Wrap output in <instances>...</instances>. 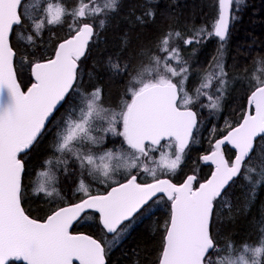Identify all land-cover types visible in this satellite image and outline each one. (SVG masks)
Instances as JSON below:
<instances>
[{
  "label": "snow or ice",
  "instance_id": "1",
  "mask_svg": "<svg viewBox=\"0 0 264 264\" xmlns=\"http://www.w3.org/2000/svg\"><path fill=\"white\" fill-rule=\"evenodd\" d=\"M242 2L218 0V15L211 30L200 26L185 37L170 27L157 39L156 51L140 50L141 59L132 72L130 63L110 60L108 70L113 77H129L125 92L130 99H122L116 111L104 106L102 88H83L78 69L89 41L98 35L96 28L105 26L108 15L122 7V0H77L72 9L62 0H51L40 6L39 18L30 15L25 0H0V264H105L102 241L72 234L69 229L73 221L86 209H94L99 224L116 242L158 193L171 202L158 264H264V218L257 221L258 239L252 244L244 242L237 247L226 240L221 247L212 231L216 203L223 199L234 178L248 181L252 193L258 185H264V67H257L246 77L247 104L239 121H225L220 138L201 157L214 165L210 176L201 180L194 172L177 184L157 174L177 173L197 127L198 114L193 106L219 111L229 83L220 58L221 43L211 70L205 71L194 94H190L185 87L187 61L174 41L199 44L213 36L226 41L230 24L237 18L232 14L234 6ZM144 16L155 19V12L149 8L136 19L143 23ZM68 17L72 19L68 27L74 34L60 41L49 57L37 58L33 52L21 57L19 67L14 64L17 52L10 43L14 26L27 24L39 35L46 26L64 24ZM26 39L33 43L34 36L30 34ZM256 63L264 65V60ZM25 70L31 73L30 86H22L18 78ZM201 97H206L208 103L204 104ZM61 109L65 112L58 120ZM54 123L52 157L44 162L48 168L39 173L44 179L33 191L47 197L54 193L59 196L55 187L47 186L56 179L52 169L63 166L67 172L72 159L80 169L77 191L86 198L53 210L44 220L34 219L21 203L26 158ZM108 133L122 137L129 151L106 150L96 155L92 148L102 144ZM161 141L167 142L164 146L169 151L161 152L159 160H154L151 154L159 149ZM226 146L234 150L231 158L225 157ZM145 159L155 166L148 167ZM254 159L259 162L258 169L252 166ZM121 168L129 174L123 183L115 180ZM133 169L150 175L152 182H138L137 175L131 174ZM85 173L103 177L101 183L112 181L115 186L106 194L92 195Z\"/></svg>",
  "mask_w": 264,
  "mask_h": 264
},
{
  "label": "trees",
  "instance_id": "2",
  "mask_svg": "<svg viewBox=\"0 0 264 264\" xmlns=\"http://www.w3.org/2000/svg\"><path fill=\"white\" fill-rule=\"evenodd\" d=\"M51 0H25L28 11L34 18L42 15L40 6ZM72 9L77 5V0H62ZM37 5L36 8L31 5ZM149 8L155 12V19L144 16L141 23L136 18L142 16ZM232 12L237 18L232 21L229 36L221 42L216 37L206 38L202 43L185 45L176 40L174 44L181 49L183 60L187 61L189 68L186 90L194 94V89L199 86L205 71L211 70L213 58L219 56L218 49L223 43V55L220 57L228 72V88L224 93L219 111L199 104L193 106L197 112L200 126L193 134L189 148L185 152L184 159L173 176L158 173L159 178H169L173 183H182L187 175L194 172L200 178L204 177L205 167L200 162V157L210 150L212 141L218 139L225 128V121L235 124L243 114L247 104L248 95L246 77H250L257 67H264L256 62L264 60V0H243L238 6H234ZM218 15V0H122V7L115 13H110L106 18L103 28H96L98 35H94L88 47V52L81 59L78 71L81 73L83 88L91 91L92 87H100L103 90V104L107 108L119 111L117 107L122 99H130L125 92L129 80L127 74L113 77L108 70L111 61H119L121 64L130 63L129 71H134L141 57L138 55L141 49H152L157 39L170 27L182 32L187 37L192 35V30L200 26H210ZM72 23L71 17L60 25L46 26L44 30L35 35L25 24L16 26L11 36V45L17 52L14 64L19 67L20 59L29 53H35L36 57H49L56 45L74 34L68 27ZM32 34L33 43H29L26 37ZM125 40L128 41L125 44ZM191 53H194L192 55ZM157 54L163 56L164 53ZM175 65V62H173ZM22 86H30L32 77L30 71L25 70L22 76H18ZM242 80L246 81L244 83ZM26 90V88H25ZM207 104V98H200ZM68 106L65 105V109ZM61 109L57 119L64 114ZM99 125L106 127V123L98 121ZM120 129V126H117ZM50 131L45 138L35 147L27 159L26 172L23 176L24 196L22 206L26 213L34 219L44 220L53 210L80 202L86 198L83 193L77 191L80 179L78 164L69 159L68 170L64 167L52 169L55 174V182H48L60 193L47 197L43 192L35 193L34 187L43 181L39 173L47 168L45 161L52 157L50 147L55 136V123L49 126ZM215 129V132L213 131ZM167 142L151 155H158L166 150ZM118 144V146H117ZM105 148L122 149L128 151L127 145L120 136L108 133L99 146L92 148L94 153ZM226 158H231L233 151L227 149ZM149 162L145 159L144 163ZM252 166L259 168L257 160L252 161ZM211 170L207 175H210ZM120 183L126 181V174H116ZM123 177V178H122ZM103 178V177H101ZM259 178L258 176L256 177ZM85 180L92 195L105 194L115 184L112 181L101 183L100 177H90L85 173ZM146 177H139L138 182L149 183ZM251 184L238 177L231 183L225 192L223 199L218 200L215 207L213 233L222 247L226 240L232 241L237 247L244 242L254 243L258 239L257 221L264 218V185H258L254 193ZM76 198L69 201L68 195ZM62 197V198H61ZM231 206V207H229ZM171 202L165 197H158L149 203L141 213L132 220L131 226L114 242L113 236L107 235L99 224V216L95 212L86 213L72 229L73 233L88 234L102 241L105 247L106 264H158V259L165 234V227L170 219ZM128 223V222H127Z\"/></svg>",
  "mask_w": 264,
  "mask_h": 264
},
{
  "label": "rangeland",
  "instance_id": "3",
  "mask_svg": "<svg viewBox=\"0 0 264 264\" xmlns=\"http://www.w3.org/2000/svg\"><path fill=\"white\" fill-rule=\"evenodd\" d=\"M189 36H191V35H189ZM211 38V37H210ZM192 55H194V53H191ZM244 83H246V81H244V80H242ZM209 92H212L213 90L212 89H209L208 90ZM212 143H214V140L212 141ZM211 146H212V144H211ZM161 147V146H160ZM159 147V148H160ZM211 148V147H210ZM165 149L166 150H162V151H160V153L161 152H168L169 151V149L165 146ZM106 150H112V151H114V152H117V151H121L120 149H117L116 148V150L114 149V148H111V149H108V148H105V149H103V150H100V151H98L97 153H95L96 155H101L102 153H103V151H106ZM128 151H129V149H128ZM160 153L158 154V155H154V160H159V158H160ZM186 154V153H185ZM208 154V153H207ZM205 155V154H204ZM151 156H153V155H151ZM185 156V155H184ZM184 159V158H183ZM201 162V161H200ZM147 164V166L148 167H154L155 165H154V163H153V161L152 160H149V162H147L146 163ZM201 164L203 165V163L201 162ZM47 168H48V166H47ZM46 168V169H47ZM45 169V170H46ZM119 173L120 174H126V177L128 178V173L123 169V168H121V170L119 171ZM158 173H160L159 171H158ZM157 173V174H158ZM131 174H135V175H137V180H138V178L141 176L142 178L143 177H146V181H149V180H151L152 179V177L150 176V175H148L147 173H144L143 171H141V170H139V169H133L132 170V173ZM123 178V177H122ZM126 178V179H127ZM100 179L101 180H103V178H101L100 177ZM115 180H117V175H115ZM149 182H151V181H149ZM52 187H54V186H52V184H50V186H49V188L51 189ZM77 198V197H76ZM76 198H74V197H72V196H70V194L68 195V197H67V199L69 200V201H75L76 200Z\"/></svg>",
  "mask_w": 264,
  "mask_h": 264
},
{
  "label": "water",
  "instance_id": "4",
  "mask_svg": "<svg viewBox=\"0 0 264 264\" xmlns=\"http://www.w3.org/2000/svg\"><path fill=\"white\" fill-rule=\"evenodd\" d=\"M16 26H14V28H15ZM230 28H231V24H230ZM230 28H229V32H230ZM12 36V35H11ZM11 36H10V40H11ZM92 39H93V37H92ZM92 39L89 41V44L91 43V41H92ZM10 43H11V41H10ZM87 52H88V50L86 51V55H87ZM83 58V57H82ZM81 58V59H82ZM198 123H199V121H198V117H197V127H198ZM197 127L193 130V134H194V132L196 131V129H197ZM162 142H165V141H161V143ZM191 143V142H190ZM189 146H190V144H189ZM226 148H229L230 150H232L231 149V147L230 146H226L225 147V149ZM225 149H224V152H225ZM232 151H234V150H232ZM202 157V156H201ZM201 157H200V161L203 163V165L204 166H208V167H211L213 170H214V165H211L210 163H206V162H204L202 159H201ZM225 157H226V152H225ZM162 179H169V178H162ZM237 178H234V180H236ZM151 183V182H150ZM232 182H230V184H231ZM230 184H229V186H230ZM229 186H227L226 187V190H225V192L227 191V189L229 188ZM111 190V189H110ZM109 190V191H110ZM224 192V193H225ZM223 193V194H224ZM106 194V193H105ZM222 194V195H223ZM158 197H165L166 199H167V196L166 195H164V194H157V196L156 197H153V200L154 199H156V198H158ZM152 200V201H153ZM168 200V199H167ZM152 201H149V203H151ZM70 206V205H69ZM147 206V205H146ZM145 206V207H146ZM23 207V206H22ZM67 207V206H66ZM215 210V209H214ZM89 212H95V210L94 209H86L84 212H82L81 214H80V216L77 218V220H75V221H73V224H72V226L70 227V229H69V231L72 233V229H73V226L77 223V222H79L81 219H82V217L86 214V213H89ZM96 213V212H95ZM96 214H98V213H96ZM139 214V213H138ZM137 214V215H138ZM98 216H99V214H98ZM125 223H127V222H125ZM102 227V226H101ZM105 232H106V230H105ZM72 234H74V235H87V234H83V233H81V234H75V233H72ZM107 235H109V236H113L112 234H109V233H107ZM88 236H90V235H88ZM92 237V236H91ZM92 238H94V237H92ZM94 239H96V238H94ZM17 264H22V262H17ZM74 264H79V262L78 261H74ZM105 264H106V257H105Z\"/></svg>",
  "mask_w": 264,
  "mask_h": 264
},
{
  "label": "flooded vegetation",
  "instance_id": "5",
  "mask_svg": "<svg viewBox=\"0 0 264 264\" xmlns=\"http://www.w3.org/2000/svg\"><path fill=\"white\" fill-rule=\"evenodd\" d=\"M197 117H198V115H197ZM198 121H199V118H198ZM200 124H201V122L200 123H198V127L200 126ZM197 127V128H198ZM220 138V137H219ZM217 139V138H216ZM215 141V140H214ZM117 146H118V144H117ZM227 149H229V148H226L225 149V151H227ZM122 150V149H121ZM186 151H187V149H186ZM204 166V165H203ZM205 167V172H204V177L201 179V180H203V179H206V178H208L210 175H207V173H208V171H212L213 169L211 168V167H208V166H204ZM150 183V182H149ZM225 194V193H224ZM224 194H223V196H224Z\"/></svg>",
  "mask_w": 264,
  "mask_h": 264
}]
</instances>
